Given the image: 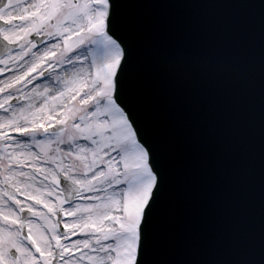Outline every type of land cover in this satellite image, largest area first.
<instances>
[{
    "label": "snow or ice",
    "instance_id": "obj_1",
    "mask_svg": "<svg viewBox=\"0 0 264 264\" xmlns=\"http://www.w3.org/2000/svg\"><path fill=\"white\" fill-rule=\"evenodd\" d=\"M193 149L243 168L210 223ZM0 264H264V0H0Z\"/></svg>",
    "mask_w": 264,
    "mask_h": 264
}]
</instances>
